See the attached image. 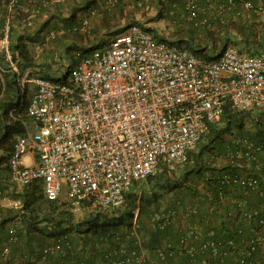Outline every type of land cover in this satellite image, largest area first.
I'll return each instance as SVG.
<instances>
[{
  "label": "built area",
  "instance_id": "built-area-1",
  "mask_svg": "<svg viewBox=\"0 0 264 264\" xmlns=\"http://www.w3.org/2000/svg\"><path fill=\"white\" fill-rule=\"evenodd\" d=\"M19 1L8 0L6 11H13ZM212 1L226 5L201 9L195 0H189L185 19L196 28L207 27V12L222 15L232 2L206 0V4ZM243 8L254 9L251 3ZM0 55L1 98L5 74H19L7 20L0 31ZM19 82L21 89L25 84L31 86L24 116L31 119L32 126L22 122L24 134L15 139L7 159L8 179L18 187L40 183L48 202L67 205L72 214L82 216L92 210L120 208L135 184L164 170L176 171L186 163L208 125L222 116L225 105L243 111L264 109V54L251 56L228 46L208 60L191 50L155 40L145 27L133 23L101 48L79 57L64 78L35 76L20 78ZM242 143L240 153L245 157L252 158L261 151L247 139ZM226 157L232 159V154ZM262 166L264 169V162ZM62 180L66 192L60 201ZM256 185L257 178L249 174L218 175L217 203L230 201L227 188L237 186L245 195ZM1 204L0 191V209ZM6 204L18 206L19 201ZM184 208L181 205L162 213L157 217L165 220L160 227L178 218L185 222L186 214H196V204L188 203ZM138 214L136 207L130 225L115 232L117 247L113 252L96 260H72L71 264H178L181 256L186 257L183 264H197V255L204 251L224 264L219 243L207 238L195 245L202 233L195 225L183 228L178 252L158 248L152 260L143 247ZM251 215L243 214L244 218ZM9 233L2 249L0 243V264L16 241L13 228ZM256 243L257 238L248 242L249 248L237 264H264V259L263 263L246 260ZM71 251L68 236L59 235L41 249V256L63 257Z\"/></svg>",
  "mask_w": 264,
  "mask_h": 264
},
{
  "label": "trees",
  "instance_id": "trees-1",
  "mask_svg": "<svg viewBox=\"0 0 264 264\" xmlns=\"http://www.w3.org/2000/svg\"><path fill=\"white\" fill-rule=\"evenodd\" d=\"M257 2V0H232L229 9L222 15L207 12L206 17L210 25L200 28L194 27L185 19V16L183 18L186 25L183 27L182 23L184 22H179L177 12L171 11L168 18L177 24L180 32L178 36L174 35L171 44L191 50L208 60L216 58L228 46L238 47L239 49H236L240 53L251 56L262 55L264 54V27L258 29L254 20H257L259 12L264 9H255ZM220 3L226 5V2L221 1ZM245 3H251L254 9H243ZM127 11L128 9H117L118 16L124 17L126 20L124 27L119 26L116 29L117 34L133 24L130 23L133 21V16L128 19L130 13ZM49 13L48 20L42 22L39 30L33 35L16 33L18 30L10 27V44L13 55L17 54L18 56L19 74L16 75L13 72L5 74V92L0 98L1 202L5 200L6 180L9 181L7 176L8 155L15 139L24 134L22 122H25L27 118L24 116V106L27 102L26 91L20 89V78L42 75L51 79L55 70L59 68L53 54L48 50H42L39 59L34 57V49L37 43L42 40L41 31L44 27L48 28L46 34L51 29L57 32L61 31L64 39L56 35L50 37L52 39L50 42L55 41L56 44L64 43L65 39L67 41L74 40L73 36L76 39L81 36L77 28L78 23L75 21L74 9L66 16L63 14L61 4L57 3ZM38 20L39 18H34L33 24L39 26ZM120 28H124L123 31ZM145 30L150 32L155 40L166 42L152 29L145 28ZM48 44L49 42L43 46L47 47ZM92 45L91 49L78 47L74 55L75 59L70 65H67V68L74 65L79 57L102 46ZM68 47L71 45L67 43L65 48ZM46 60L49 61L47 65L44 64ZM45 68L46 70L43 71ZM255 111L237 110L228 104L225 105L222 116L208 125L207 132L198 143L200 146L197 151L195 152L194 148L188 153L186 163L180 166L185 170L179 171L176 179H171V177L174 178L179 167L171 173L164 170L155 177L145 179L143 182H146L150 187V194L149 191L146 193L142 189L138 190L136 188L138 184H135L126 196L122 214L117 219L112 217V221L106 217V213L103 212L105 210H92L87 212L86 216L74 226L71 213L61 211L56 214L50 207L57 203L48 202L45 199L40 183L30 187H21L18 198L15 195L9 197H13V200L19 199V205H2L0 209L1 249L10 236V228L14 229L16 236V241L9 246L7 259L1 258V264H71L72 260L103 258L105 253L113 252L117 247V240L114 238L115 232L130 225L129 223L121 227L122 216L131 218L136 207L139 208L137 221L142 230L143 247L150 253L152 260H155L154 251L158 248L178 252L179 236L183 235V228L187 225H195L202 230L200 241H197L195 245H200L207 238L214 243H219L218 251L220 257L224 255L222 258L224 264H237L243 256L241 254L248 250V242L256 238L258 243L255 244L254 252L246 260L263 263L264 169L262 163L264 162V128L260 129L257 126L260 113ZM247 121L255 126L254 131L248 132L244 129ZM233 131L236 132L231 133ZM227 134L233 135L226 143H223ZM237 138L239 139L237 140ZM243 139L249 140L254 145H259L260 153H253L252 158L241 154L240 152L244 150ZM216 152H220L221 156L225 157L224 164L218 168L212 166L215 160L214 155L218 156ZM229 153L232 154V159L226 157ZM223 173L252 175L257 178L256 188L249 190L245 195L237 186L227 188L225 194L229 196L230 201L223 205L218 204L215 179ZM178 175H182V178H178ZM164 193L171 195L170 201L166 205L161 203V196ZM47 203L50 204L51 209H46L43 212L37 211L39 206H47ZM188 203L196 204L195 215L188 213L185 222H181L178 218L179 221H167L164 226L160 227L165 220L157 217H160L168 209L177 210L181 205L184 208ZM250 212L252 215L249 218H244L243 214L245 213L247 216ZM100 219H102V223L101 226H98ZM84 225L87 226L86 230L82 229ZM210 231L212 234L206 237ZM72 233L75 234L76 239H73ZM59 235L68 236L72 243V251L63 257L48 256L43 259L41 249ZM124 240L127 245H131L128 240ZM219 260L211 258L209 251H204L196 257L197 264H219ZM185 261L186 257L181 256L178 264H183Z\"/></svg>",
  "mask_w": 264,
  "mask_h": 264
},
{
  "label": "crops",
  "instance_id": "crops-1",
  "mask_svg": "<svg viewBox=\"0 0 264 264\" xmlns=\"http://www.w3.org/2000/svg\"><path fill=\"white\" fill-rule=\"evenodd\" d=\"M195 1L201 9L225 7L224 4L220 3L221 1H212L211 5L206 4V0ZM257 1L256 8L264 9V2L262 0ZM7 2L8 0H0V31L4 21L7 20L9 28L14 27L18 30L16 33L22 32L26 35H33L39 30L42 22L48 20L47 18L51 14L49 12L53 6L60 3L63 14L66 16L74 9L78 32L82 35V38L77 39L80 44L88 42L104 45L115 36L113 33L117 34L116 29L126 22L124 17L118 16L117 9H186L189 0H141L137 2L134 0H22L9 13L6 11L8 9ZM34 18H39V26L33 24ZM47 29L44 27L40 35L43 36ZM86 32L89 34L86 35ZM1 59L0 55V62ZM25 160L28 162V157ZM1 203V206H8L5 200Z\"/></svg>",
  "mask_w": 264,
  "mask_h": 264
},
{
  "label": "rangeland",
  "instance_id": "rangeland-1",
  "mask_svg": "<svg viewBox=\"0 0 264 264\" xmlns=\"http://www.w3.org/2000/svg\"><path fill=\"white\" fill-rule=\"evenodd\" d=\"M174 10L177 12V19L179 20V22L180 21L184 22L182 24H183V27H185L186 22L183 18L184 14H185V9H169V10L168 9H128L127 12L130 13V15L128 16V19H130L133 16V18H132L133 21H131L130 23H137V24H139L145 28L152 29L157 36L165 39L167 43L171 44L172 39H174V35L178 36L180 34V32L178 31L177 24L172 22L168 18L169 12L174 11ZM256 19L257 20H254L257 23L256 27L258 29L264 27V11L259 12ZM125 25H126V22L121 27H124ZM120 29H122V31H123L124 28H120ZM113 34L116 35V33H113ZM52 35L63 37V39L65 38L63 36V34L61 33V31L57 32L54 29H51L47 34L45 33L42 36L41 42L37 43L36 48L34 49V57H35V59L36 58L39 59L41 51L42 50H48L51 54H53L55 62H57L59 65V68L57 70H55L52 77L55 79L58 76H61L62 78H64L67 75V71H68L67 65H70L72 63V61L75 59L74 55L77 52L76 49L78 47L85 48V49H91L93 45H92V43H88V42H86L85 44H80V41H78L75 36H73L74 40H70L71 42L69 40L67 41V39H65L64 43L56 44L55 41L50 42L52 40L50 38ZM90 35H91V33H90ZM48 42H49V44L47 45V47L43 46V44L45 45V43H48ZM67 43L70 44L71 47L65 48V45ZM104 45H102V46H104ZM172 45H174V44H172ZM236 48L239 49L238 47H236ZM67 49H68V51L66 52ZM47 63H49V61L46 60V62H44V64L47 65ZM45 70H46V68L43 71H45ZM39 76H42V75H39ZM22 78H24V77H22ZM19 84H20V82H19ZM20 89H21V86H20ZM24 89L26 91L25 92L26 93V99H28V96L31 92V86L29 84H25ZM255 112L260 113V117L258 118V121L256 124L260 129H263L264 128V109L256 110ZM26 122L29 126H32V121L30 118H26ZM244 129L248 132H252V131H254L255 126H253V124H250L249 121H247L245 123ZM235 132L236 131H233L231 133H235ZM232 135L227 134L224 137L223 143H226V141L228 139H230ZM199 146H200V144L196 145L195 150H194L195 152L197 151ZM216 153L218 154V156H215L216 154L215 155L213 154L214 155L213 158L215 160L212 163V166L218 168L224 164V158L225 157L221 156L220 152H216ZM263 155H264V152H263ZM182 169H184V167H179L178 170L176 171L175 175H174V178L171 177V179H176L177 174L179 173V171H182ZM187 170H188V168H187ZM180 177L182 178V175L181 176L178 175V178H180ZM6 181H7L6 185L4 186L5 202H7L8 200H13L12 199L13 197L9 198L11 195H15V197L18 198L17 196L20 194V191H21V187H18L14 184H11L8 180H6ZM143 181H145V180H143ZM143 181L138 183L136 188H138V190L142 189L146 193H148V191H149V194H150L151 193L150 187L146 184V182H143ZM0 185H1V167H0ZM61 185H62V191H61L60 201H63V199L65 198V192H66V183L64 180H62ZM170 197H171L170 194L164 193L161 196V203L163 205H166L170 201ZM14 200L17 201L19 199H14ZM49 205L50 204L47 203V206L46 205L39 206V210H37V211L43 212L46 209L49 210V209L53 208L54 212L56 214L61 212V211L71 213L70 210L68 209L67 205H64L62 203L61 204H52V205H50L51 208L49 207ZM123 210H124V207H120V208L105 210L103 212H105L106 217L112 221L113 219H111V218L113 217V218L117 219L122 214ZM86 214L87 213H84V215H82V216L72 214V216H73L72 225L75 226L77 223H79L80 220L86 216ZM130 222H131L130 217L122 216L121 227L128 225ZM101 223H102V219L99 220L98 226H101L100 225ZM82 229L86 230L87 226L84 225ZM72 234H73V239H76L75 234L74 233H72Z\"/></svg>",
  "mask_w": 264,
  "mask_h": 264
}]
</instances>
